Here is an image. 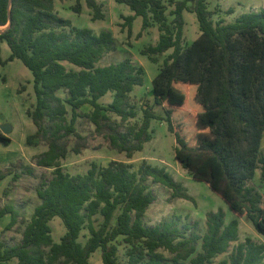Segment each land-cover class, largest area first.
Wrapping results in <instances>:
<instances>
[{"label": "trees", "instance_id": "trees-1", "mask_svg": "<svg viewBox=\"0 0 264 264\" xmlns=\"http://www.w3.org/2000/svg\"><path fill=\"white\" fill-rule=\"evenodd\" d=\"M85 1L94 20L105 18L98 0ZM117 1L134 11L123 23L130 35L136 16L143 17V29L153 23L159 26V41L142 54L157 63L160 55L173 49L153 79L155 103L163 107L176 135V154L183 167L219 193L234 216L227 222L222 207L209 211L203 234L198 220L182 223L181 215L146 224L145 215L156 199L151 179L170 188L175 197L194 200L165 167L147 160L138 169L131 162L112 160L106 166L93 162L84 173L65 171L62 160L70 151V137L86 144L87 136L76 126L79 117L90 118L110 146L129 158L153 138L151 120L158 116L152 108H145L140 125L121 128L138 114L131 92L144 83L145 69L131 57L98 65L106 53L117 50L114 33L74 25L55 11L54 0L11 4L0 0V26L9 25L0 40L11 48L9 60L21 59L34 76L37 101L27 114L37 129L26 143L44 141L48 148L35 156V163L53 168L50 179L41 178L40 202L20 242L6 245L0 240V264H12L14 259L15 264H92L90 258L98 249L103 264H212L239 240L240 218L248 217L264 235L263 193L253 183L257 170L264 181V8L244 12L234 22H215L209 0H171L175 8L169 21L163 0ZM74 9L82 11L81 0ZM185 10L196 13L201 31L187 46ZM65 62L77 68L69 69ZM61 90L66 91L65 98ZM109 92L113 99L104 105L100 99ZM85 104L92 110L82 111ZM0 142L11 143L1 130ZM84 144L76 143L72 150L80 153ZM19 164L34 174L33 165ZM18 170L0 167V183L8 175L18 180ZM7 214L11 218L5 228L10 229L20 211L13 204L0 205V222ZM56 216L66 227L60 241L54 239L50 224ZM98 216L102 221L96 225ZM86 227L90 235L82 242ZM120 238L126 244V262L118 256ZM218 264H264V242L247 237Z\"/></svg>", "mask_w": 264, "mask_h": 264}, {"label": "rangeland", "instance_id": "rangeland-1", "mask_svg": "<svg viewBox=\"0 0 264 264\" xmlns=\"http://www.w3.org/2000/svg\"><path fill=\"white\" fill-rule=\"evenodd\" d=\"M103 5L105 18L94 20L92 10L85 0H81L82 11L77 12L74 5L77 0H54L55 11L62 17L68 18L78 27L92 28L96 33L102 30H111L118 43L115 51L106 53L98 65H108L118 63L126 57L143 66L145 78L142 85H137L131 92L132 101L137 109V116L129 118L123 122L121 128L128 124L140 125L143 121L145 108H152L157 114V118L151 120V130L153 138L145 143L143 150L136 152L132 158L127 157L125 152H120L110 146L109 140L96 131L95 124L90 118L79 117L76 123L78 131L87 136L86 144L78 140L74 135L69 139L70 151L66 158L62 160L65 171L76 174L87 172L93 162L106 166L112 160H123L133 164V169H138L144 160L153 165L165 167L178 182H181L194 197V200L175 197L172 190L167 186L150 180L152 189L156 194L155 201L150 205L145 215L146 224L153 226L163 220L172 219L176 215H181V222L195 220L199 221V232L205 233L207 230L206 217L209 211H217L223 208L226 212V221H230L234 216L224 198L214 191L204 181L194 179L189 169L184 168L176 154V135L169 129L165 120V111L161 105L155 103L153 79L159 73L161 65L166 56L172 52L169 49L160 55L159 62H153L147 55L142 54V50L159 41L160 30L157 23L143 29V17L136 16L132 24V34H129L128 27L124 26L125 18L134 14L131 7L117 0H98ZM177 1V0H176ZM167 6L169 21L174 15L171 10L175 4L171 0H163ZM193 6V2H190ZM209 7L214 11L215 22L224 20L234 22L236 18L244 12L260 10L264 8V0H209ZM233 9V11H231ZM184 45H190L201 34L199 21L195 12L185 10ZM4 29L5 27H1ZM0 28V29H1ZM1 29V30H2ZM141 32V35H139ZM11 48L7 41L0 40V130L11 138L8 145L0 142V167L19 169L21 177L13 181V175H8L0 183V205L13 204L20 211L19 221L10 229L5 226L10 221V214L3 217L0 222V240L6 245H14L20 242L22 231L26 222L30 219L35 206L40 202L38 189L42 187L41 178L46 175L47 179L53 176V168L40 167L35 163V156L45 151L48 146L44 141H39L37 145H28L26 138L36 131V125L27 114V110L35 107L37 98L34 89V76L32 71L23 63L21 59L9 60ZM67 68H77L65 62ZM64 98L66 91H59ZM113 99V93L109 92L100 99L104 105L109 104ZM92 110L90 104H85L82 111ZM113 120L121 121V117L113 112H108ZM71 107L69 106L68 117L71 118ZM8 124L12 130L5 133L1 126ZM108 131V129H107ZM76 143L84 144L80 153L72 150ZM264 151V138L262 141ZM18 163V166L13 165ZM33 165L34 174H27L20 164ZM260 174V171H258ZM262 187L264 199V183L260 177L253 181ZM257 186V185H256ZM6 192V193H5ZM264 203V200H263ZM118 211L116 212V215ZM115 215V216H116ZM190 217L187 219L186 216ZM102 221V216H98L95 222L98 225ZM52 234L56 241H60L66 232V227L59 216L50 222ZM90 233L88 228H84L80 237L85 242ZM247 237H252L257 242H264V235L260 233L248 217L240 218L239 240L232 242L228 251L219 254L212 264H218L222 259L228 258L239 242L245 241ZM119 260L126 262V244L119 239ZM92 264H103L101 249H98L90 258ZM17 259L12 261L15 264Z\"/></svg>", "mask_w": 264, "mask_h": 264}, {"label": "water", "instance_id": "water-1", "mask_svg": "<svg viewBox=\"0 0 264 264\" xmlns=\"http://www.w3.org/2000/svg\"><path fill=\"white\" fill-rule=\"evenodd\" d=\"M10 4L12 3V0H9ZM9 25H6V26H2V27H5L4 29H0V33L3 32ZM1 129L5 132V133H8L12 130V128L8 125V124H4L1 126Z\"/></svg>", "mask_w": 264, "mask_h": 264}, {"label": "crops", "instance_id": "crops-1", "mask_svg": "<svg viewBox=\"0 0 264 264\" xmlns=\"http://www.w3.org/2000/svg\"><path fill=\"white\" fill-rule=\"evenodd\" d=\"M0 27H2V26H0ZM259 170H257V172H256V175H255V177H254V179H253V181H256V178L257 177H260V174H259V172H258ZM263 181V180H262ZM263 183H264V181H263ZM257 185V187L262 191V187H260V185H258V184H256ZM264 190V189H263ZM263 192V191H262ZM264 200V199H263Z\"/></svg>", "mask_w": 264, "mask_h": 264}]
</instances>
